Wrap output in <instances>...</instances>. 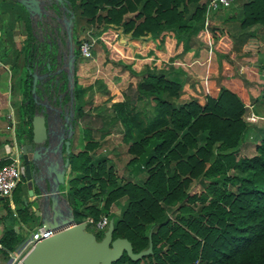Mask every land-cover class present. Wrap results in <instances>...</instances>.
Masks as SVG:
<instances>
[{
    "label": "trees",
    "instance_id": "1",
    "mask_svg": "<svg viewBox=\"0 0 264 264\" xmlns=\"http://www.w3.org/2000/svg\"><path fill=\"white\" fill-rule=\"evenodd\" d=\"M69 1L76 24L78 16L97 23L93 33L105 59L137 76L124 98L111 105L125 134L136 135L126 148L127 163L146 170L143 182H119L105 156L91 162L90 151L97 145L91 136L81 149L69 152V169L77 173L70 177L65 192L68 200H86L98 182L103 202L98 208L91 207L92 217L109 215L115 201L120 211L113 221L112 236H126L133 250L145 248L151 238L152 249L147 254L131 258L123 251L111 264H180L194 258L199 264H264V135L254 142L251 154L239 155L250 122L248 106L223 84L215 96L204 94L203 102L193 95L182 97L189 73L173 63L174 57L192 45L211 48L230 61L255 50L264 33V0L234 4L226 15L216 10L207 14V0ZM28 40L26 57L32 54L31 30ZM22 79V119L30 133L29 120L24 117L32 113L33 100L25 68ZM74 95L80 97L77 85ZM137 99L152 102V116L136 107ZM83 112L75 106L74 124ZM85 113L91 120L93 114ZM8 160L0 158V164ZM229 168L235 171L227 173ZM217 174L230 178L235 187H227L221 196H212L187 215L179 214L185 201L194 198L188 192L192 179ZM18 200L21 204L14 210L5 204L7 212L29 220L28 226L33 227L38 216L30 208L31 201ZM174 205L173 219L166 210ZM72 209L76 220L83 218L76 205ZM26 231L3 228V255L14 251Z\"/></svg>",
    "mask_w": 264,
    "mask_h": 264
},
{
    "label": "rangeland",
    "instance_id": "2",
    "mask_svg": "<svg viewBox=\"0 0 264 264\" xmlns=\"http://www.w3.org/2000/svg\"><path fill=\"white\" fill-rule=\"evenodd\" d=\"M243 0H233L229 5L219 7L218 9H214L217 11H221L224 15L229 14L230 12L233 11V5L237 6V4H240ZM12 3V8L14 7H19L21 9V6L17 3L14 4ZM78 10V8H77ZM10 11V10H9ZM13 12V11H12ZM11 12V13H12ZM26 12L23 10V13ZM215 12V11H214ZM213 11L211 12L212 14L214 13ZM25 14V13H24ZM27 14V13H26ZM13 17L19 18L18 14H15L14 12L12 13ZM28 15V14H27ZM21 16V15H20ZM83 24V26H81ZM224 24V23H223ZM97 27L96 22H91L86 19L85 16H78L77 17V24L75 26L76 29V35L78 37V42L84 37L87 36V30L94 31ZM3 27L0 26V30L2 32ZM238 39V37H236ZM25 42V41H24ZM26 44V42H25ZM100 44L98 42V39H95V42L92 47V51L95 49L100 48ZM77 50H78V56L75 61V75L77 78L76 85L78 87V90L80 92V97H76V106H80L83 108V115L81 117H78L76 120V123L74 125V132L71 136V141L70 142V149L73 148L74 146V151H77L80 148V146L83 144L86 137H93L96 139L97 145L90 151L91 153V162H96V158L99 156H105V161L106 164H110L113 166V169L116 173V178L119 182L125 181V180H132L136 183H142L144 178L146 177V170L141 167L138 168L136 165H131L127 163V160L130 156V154L126 151V148L128 146V142L130 139L135 137L136 135L132 134L131 136H127L123 130V125L121 121L119 120L117 116L116 109L111 105L110 103H104L103 105H95L93 104V101L91 99V94L94 90L103 88V82L99 81V77H95V79L91 82H89L92 77L94 76L95 70L88 67L87 63H89L92 59V54L90 56L83 55L79 52L78 45H77ZM257 50H264V44L259 43V46L255 49ZM7 56L2 55L0 53V60H1V65H0V73L2 74V77L5 79L8 77L7 76V67H3L2 65L5 60H7ZM247 61V60H245ZM244 61V62H245ZM249 61V60H248ZM232 63V68L234 69L235 74L240 77L241 82L247 87L249 84L254 85V81L256 79H248L247 77L244 76L243 71L240 69L235 68V59H232L230 61ZM249 63L251 66L248 68L251 73L254 75H257V71L259 75L262 76V73H264V55L259 56L257 60H250ZM15 65V64H13ZM240 67V66H239ZM238 67V68H239ZM17 68V67H16ZM15 66L9 67V70H11V78L9 79L11 90L13 91L12 93L15 95V87L16 85L18 86V90L20 91V98L16 99L14 102L13 95L12 93L10 94V98L12 99V103L15 105V110L13 111L14 120V139L16 141H21L23 139L24 133H27L28 129L27 126L23 123L22 117H23V112H24V104L22 103V91L24 89V84H23V79L22 75L24 73V68L22 66L18 68L19 76H18V81L15 82V71H16ZM78 73H77V71ZM249 73V76H252V74ZM220 76V75H219ZM252 78V77H251ZM258 83V82H257ZM247 90V95H248ZM187 92V88H183V93L185 94ZM201 92V91H200ZM250 92V91H249ZM206 94V93H205ZM184 97H188L187 93ZM251 101L255 106V109L258 110L259 114L264 115V96L261 93H258L256 97H253L252 95ZM198 99V98H197ZM254 99V100H252ZM199 100V99H198ZM204 101V95H203V100ZM6 104V92L5 94L3 93L0 95V105L1 107ZM136 107L140 109V111H144L147 113V115L152 116L153 111H152V102H147L143 99H137L136 100ZM249 109V108H248ZM85 111H90L93 114V117H91V120H88V115L85 113ZM263 112V113H262ZM148 116V117H149ZM143 120H146L142 117ZM89 122V123H88ZM251 122V121H250ZM251 125L248 124V129H246V132L243 136L242 143L239 147L238 153L239 155L242 154H251L253 152V145L254 142L258 141L259 138L264 135V118L259 117L256 120H253ZM146 125L147 122H144ZM135 131V130H134ZM133 131V132H134ZM5 135V144L11 146L12 145V140H13V134L11 130H7V128H3L2 132ZM12 147V146H11ZM10 147V148H11ZM12 151H14L11 148ZM2 151L0 150V153ZM232 168L227 169V173L234 172ZM77 173L76 171H70L69 166L65 170V181H64V188H61L62 194L67 198V195L65 192H68L69 190V180L72 174ZM23 179V177H22ZM20 180V183L17 184V187L13 188L12 195L11 197H2L0 198V202L3 200L7 199V202L5 203L6 205L11 204V199H14L15 201L20 198L21 193L25 194V189H26V182ZM228 188H234L235 183L230 180V178H226L223 174L219 175H213V176H207V175H201L199 177H195L192 179L191 183L188 186V192L194 198L192 200H186L185 201V207L183 210L180 211L179 214H184L187 215L190 211L193 212L194 210L198 209L200 205L203 202H207L212 196H221L222 192L224 189ZM99 191V183L96 182L95 185L91 189V195L86 199V200H81V198L76 197V199L73 202H68L70 205H76L78 210H80L81 217H86V216H93L91 213V207L98 208L102 202H103V197L102 195L98 192ZM28 192V191H27ZM27 195V194H26ZM28 195H31L28 193ZM201 196H205L203 200L201 199ZM195 197H200V198H195ZM33 201V199H30V201ZM35 202V201H34ZM36 203V202H35ZM34 203V204H35ZM32 204V202H31ZM30 204V208H31ZM36 206V205H34ZM117 203L115 201L111 202L110 207H109V215L112 217L113 221L117 217V214L120 211V208L117 207ZM176 205L169 207L166 210L167 215L170 218L174 219L175 211L174 209ZM35 208V207H34ZM174 209V210H172ZM37 209H32L33 212H36ZM37 213V212H36ZM7 217H10V213L8 214ZM10 221L11 218H8ZM40 223L39 218H35L33 220L34 225ZM30 224V223H29ZM86 229H89L94 232L95 236L97 238H100L99 236L102 234L105 228L101 229H96L95 226L91 222H87L86 224ZM33 227L27 226V231L26 227L22 226V229L20 232H25L26 235L24 239H22L20 242H18L16 248L13 251L14 255L13 257V264L16 263L21 256L25 253V251L30 247V243L28 242V238L30 236V231L32 230ZM149 226L147 227V229ZM166 244V243H165ZM164 244V245H165ZM8 256L6 255H1L0 259L2 262L6 261ZM192 261H197V264H199L198 258H194Z\"/></svg>",
    "mask_w": 264,
    "mask_h": 264
},
{
    "label": "water",
    "instance_id": "3",
    "mask_svg": "<svg viewBox=\"0 0 264 264\" xmlns=\"http://www.w3.org/2000/svg\"><path fill=\"white\" fill-rule=\"evenodd\" d=\"M9 1L14 4L18 3L32 19L36 16L40 18L45 14V0ZM0 2L7 3V0H0ZM47 2H56L57 16H60L58 11L63 16L58 21L63 20L62 25L66 29L68 40H71L75 11L66 4L69 0H47ZM57 2L62 3L63 7L61 8ZM1 54L6 55L4 52ZM74 58L75 54L70 44L67 60L68 81L70 82L73 78ZM24 68L28 74L31 72L32 99L35 103L41 104V107L33 108L30 116L24 117L29 120L31 131L24 133L20 142L16 141L13 136L11 148L20 160L28 193L33 199L31 206L37 209L40 224L44 228L52 229L53 232L36 239L15 264H111L121 256L123 251L131 258H138L150 252L152 249L150 237L148 245L139 250L132 249L131 241L126 236L113 237L112 217L109 218L108 225L100 238H97L93 231L86 229L84 219H75L72 206L60 188L65 181V170L69 166L73 124L71 121L67 126L61 123L57 129L50 126L46 107L48 97L42 91L36 90L39 86L36 70L29 63H25ZM58 102L60 105V100ZM71 115H73V110H71Z\"/></svg>",
    "mask_w": 264,
    "mask_h": 264
},
{
    "label": "crops",
    "instance_id": "4",
    "mask_svg": "<svg viewBox=\"0 0 264 264\" xmlns=\"http://www.w3.org/2000/svg\"><path fill=\"white\" fill-rule=\"evenodd\" d=\"M12 11L15 14H18L19 18L13 17ZM24 13L19 7L12 8V3L9 0H7V3L0 2V26L3 27L2 32L0 30V53L4 52V54H6L5 56L8 55L7 60H5L3 62L4 65H2L3 67H7L8 77L5 79L0 73V95L3 93L5 94L6 92V104L2 107L0 105V150L2 151L0 153V158H9L15 154V151L11 150V146L5 144V135L1 132L3 128L11 130V122L7 114L10 110H12V112L15 110V105L12 103L13 101L10 98V94L13 91L10 89L11 86L9 79L11 78V70H9V67H17L15 71V82L18 81L19 72L17 69L23 66L26 60L25 42L29 41L28 33L30 32L31 27L34 26V23L32 24L31 22L32 18H30L26 12ZM33 42L34 36L32 43ZM259 43L264 44V33L259 35ZM263 55L264 50H253L248 54H240L233 58L236 61L234 64L235 68L242 70L244 76L248 79H256L254 81V85L249 84L245 87V85L241 82L240 77L235 74L230 60L225 57L217 56L216 52L211 48H207L205 46L195 47L192 45L173 59V63L176 66L182 67L189 73V79L183 84V88H187V92H185V94L182 93L181 96L184 97L187 93L188 97L191 95L196 96L201 102L205 93L215 96L219 90V85L223 84L236 92L245 104L252 103V109L255 112L261 113L255 109V106H253L255 101L250 102L251 95L256 97V95L260 93L259 84L257 82L261 78V75H259L258 71L257 75H254L248 68L251 66L249 63L250 60L255 61V59L257 60L259 56ZM89 61L90 62L87 63V66L95 70V74L89 82L93 81L95 77H99V81L103 82V88L96 89L91 94V99L95 105H103L104 103H110V101L122 100L124 98V92H129L127 87L130 85L134 86L136 83L137 76L131 74L128 69L123 68L121 65L114 64L110 60H106L105 52L101 47L92 51V59ZM249 73H251L252 76H249ZM17 88L18 86L16 85L15 95L12 93L13 99L15 98L14 102L16 99L20 98V91ZM247 90L250 91H248V95ZM14 117L16 116L13 115V119ZM15 121L16 119L14 122ZM252 123L254 122H249L250 125ZM82 147L83 144L80 148ZM72 150H74V146ZM22 181H25L24 176ZM27 191L28 187L26 186L25 194L21 193L20 195L21 200L32 199V196L28 195ZM11 200L10 206L13 210L21 204L20 200L16 202H14L13 199ZM6 202L7 199L0 202V234L4 227L10 226L18 232L22 229V226H28L30 222L29 220H20L15 214H10V217H7L9 212H7L5 207ZM32 207L33 206H31V210L33 209ZM34 213L38 216L36 212ZM8 218H11V220L9 221ZM36 225H34V227ZM12 252L6 261L2 262L0 259V264H13L12 260L14 255L11 256ZM1 255H3V253L0 250V256Z\"/></svg>",
    "mask_w": 264,
    "mask_h": 264
},
{
    "label": "flooded vegetation",
    "instance_id": "5",
    "mask_svg": "<svg viewBox=\"0 0 264 264\" xmlns=\"http://www.w3.org/2000/svg\"><path fill=\"white\" fill-rule=\"evenodd\" d=\"M57 3L61 8L63 7L62 3ZM45 4V14L40 18L36 16V18L31 19L32 21L30 20L32 24L34 23V26L31 27L34 42L31 46L32 54L27 55L24 64L29 63V65L36 70V74L38 75L37 84L39 85L36 87V90L38 92L42 91L43 94L48 97L46 107L49 114L48 120L50 126L53 129H57L61 123L67 126L71 121L74 128L76 106L74 89L77 81L75 75V61L78 56V37L75 33L76 17L72 29V39L68 40L66 29L62 25L63 20H60L61 22L58 21L59 18H63V16L60 11H58L60 16H57L56 2L49 3L45 0ZM66 4L72 8L70 1L66 2ZM70 44H72V49L75 54L73 78L71 82L70 80L68 81L67 63ZM31 78V72H29L28 79L30 81V86ZM54 96L55 99H53ZM59 100L61 102L60 105H58ZM40 107L41 104L33 101V108L39 109ZM71 110H73V115H71Z\"/></svg>",
    "mask_w": 264,
    "mask_h": 264
},
{
    "label": "built area",
    "instance_id": "6",
    "mask_svg": "<svg viewBox=\"0 0 264 264\" xmlns=\"http://www.w3.org/2000/svg\"><path fill=\"white\" fill-rule=\"evenodd\" d=\"M233 0H207L206 2V13L209 14L210 11L229 5ZM87 36H84L78 43L79 52L83 55L90 56L92 54V47L97 38V35L93 31L87 30ZM260 93L264 94V73L258 81ZM248 106L246 118L249 121L258 119L259 117L264 118V115L255 112L252 109V103H246ZM10 118V128L14 136V119L13 112L10 110L7 114ZM23 169L20 160L16 154L9 157V160L0 164V198L8 197L12 195L13 188L20 182L23 176ZM108 214H101L97 219L92 216H86L84 219L87 222H91L96 229L106 228L109 221ZM53 232L50 228H44L40 223L36 225L31 231L28 238L30 245L34 243L36 239L50 235ZM180 264H197V261L192 262H182Z\"/></svg>",
    "mask_w": 264,
    "mask_h": 264
}]
</instances>
